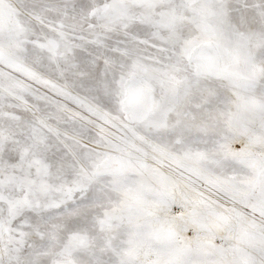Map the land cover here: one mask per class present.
I'll list each match as a JSON object with an SVG mask.
<instances>
[{
    "label": "snow or ice",
    "instance_id": "1",
    "mask_svg": "<svg viewBox=\"0 0 264 264\" xmlns=\"http://www.w3.org/2000/svg\"><path fill=\"white\" fill-rule=\"evenodd\" d=\"M0 264H264V0H0Z\"/></svg>",
    "mask_w": 264,
    "mask_h": 264
}]
</instances>
